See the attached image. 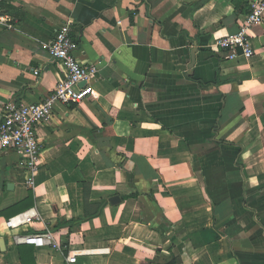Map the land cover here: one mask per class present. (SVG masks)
I'll use <instances>...</instances> for the list:
<instances>
[{
	"label": "crops",
	"instance_id": "0c3cea01",
	"mask_svg": "<svg viewBox=\"0 0 264 264\" xmlns=\"http://www.w3.org/2000/svg\"><path fill=\"white\" fill-rule=\"evenodd\" d=\"M200 1L0 5V116L53 91L63 74L47 47L67 21L99 94L56 104L37 129L34 188L0 153V264H264V11L253 56L226 60L217 42L261 0H239L241 14ZM48 232L59 248L16 241Z\"/></svg>",
	"mask_w": 264,
	"mask_h": 264
},
{
	"label": "built area",
	"instance_id": "2783aa9c",
	"mask_svg": "<svg viewBox=\"0 0 264 264\" xmlns=\"http://www.w3.org/2000/svg\"><path fill=\"white\" fill-rule=\"evenodd\" d=\"M9 0H0V5ZM264 0L255 1L250 5V12L238 24V30L220 39L217 47L225 52L224 59L231 60L238 57L249 59L254 50L249 37L250 28L262 22ZM77 42L71 36V22L64 23L56 32L47 51L54 63L62 69V78L56 83L53 91L41 102L24 104L14 101L3 106L0 116V153L12 151L18 157V165L24 173L26 187L34 188L35 176L38 172V161L41 145L37 136V129L48 124L52 117L54 106L79 105L87 99H97L99 94L93 88L91 80L95 78L97 69L93 65L80 64L74 53ZM37 74V71L34 72ZM37 217L22 214L5 223L9 229H16ZM50 232L44 235L22 236L16 239L18 243H25L36 247L49 244L53 249L59 248L49 242ZM68 263H74L75 257H67Z\"/></svg>",
	"mask_w": 264,
	"mask_h": 264
},
{
	"label": "trees",
	"instance_id": "16d2710c",
	"mask_svg": "<svg viewBox=\"0 0 264 264\" xmlns=\"http://www.w3.org/2000/svg\"><path fill=\"white\" fill-rule=\"evenodd\" d=\"M207 0H202L200 1L198 4H196V7L197 6H201L204 2H206ZM233 4L235 5V8H236V12L241 14V13H247V9H244V8H248L249 7V4H244L242 2H240L239 0H234L233 1ZM235 76H229V77H220L218 75V72L216 73V80H215V84L219 85V84H222V83H225V82H229L230 80H235L234 78ZM86 205H87V201H86ZM98 210V207L96 208L95 210V213L97 212ZM20 260H21V264H24L23 263V260L22 258L20 257Z\"/></svg>",
	"mask_w": 264,
	"mask_h": 264
},
{
	"label": "water",
	"instance_id": "95a60500",
	"mask_svg": "<svg viewBox=\"0 0 264 264\" xmlns=\"http://www.w3.org/2000/svg\"><path fill=\"white\" fill-rule=\"evenodd\" d=\"M116 202H119V199L117 197L109 199L110 204H115Z\"/></svg>",
	"mask_w": 264,
	"mask_h": 264
}]
</instances>
